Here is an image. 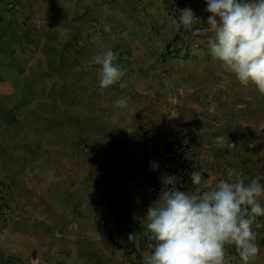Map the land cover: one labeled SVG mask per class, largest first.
<instances>
[{"label":"crops","instance_id":"crops-1","mask_svg":"<svg viewBox=\"0 0 264 264\" xmlns=\"http://www.w3.org/2000/svg\"><path fill=\"white\" fill-rule=\"evenodd\" d=\"M209 35L184 48L160 0H0V264H147L156 200L137 186L115 193L112 178L116 150L145 130L187 126L176 139L204 173L199 191L236 175L264 183V92L212 59ZM102 48L118 55L125 88L100 89ZM125 96L131 112L116 106ZM130 195L145 233L124 209ZM257 232L251 264H264Z\"/></svg>","mask_w":264,"mask_h":264},{"label":"clouds","instance_id":"clouds-1","mask_svg":"<svg viewBox=\"0 0 264 264\" xmlns=\"http://www.w3.org/2000/svg\"><path fill=\"white\" fill-rule=\"evenodd\" d=\"M209 14L204 22L190 8L179 10L172 23L193 35L210 33L206 44L209 55L232 73L241 85H253L264 92V0H204ZM118 55L110 48L94 57L99 66L100 89L119 83L126 73L116 62ZM116 106L131 112L130 97H121ZM117 115L113 122H117ZM150 168L158 167L154 162ZM192 185H200V172H191ZM203 191L174 189L161 192L148 207L145 219L151 253L147 264H230L226 246H234L240 264H251L261 252L258 218L264 217V183L259 179L245 182L214 178Z\"/></svg>","mask_w":264,"mask_h":264},{"label":"built area","instance_id":"built-area-1","mask_svg":"<svg viewBox=\"0 0 264 264\" xmlns=\"http://www.w3.org/2000/svg\"><path fill=\"white\" fill-rule=\"evenodd\" d=\"M164 6L165 13L173 19L178 18V11L190 7L205 25L207 12L204 0H160ZM15 9V4L9 5ZM178 29V28H177ZM183 40V47L192 51L201 49L206 33L199 36L193 35L191 31L183 28L178 29ZM187 126L184 124L174 126L166 134H158L148 130L143 131L139 139L138 147L120 148L116 150L117 173L113 180L115 193H120L130 182L135 181L138 185V194L142 200H157L161 192L179 189L183 191H199L200 185H192L191 172H200L202 179L203 171L196 167L189 159L191 152L189 145L177 140L176 137L185 132ZM154 162L157 168H150ZM1 218H10V211L4 209ZM154 244L152 241L150 245Z\"/></svg>","mask_w":264,"mask_h":264},{"label":"rangeland","instance_id":"rangeland-1","mask_svg":"<svg viewBox=\"0 0 264 264\" xmlns=\"http://www.w3.org/2000/svg\"><path fill=\"white\" fill-rule=\"evenodd\" d=\"M128 186H130L132 188H136V186H137V190H138V185L135 181L130 182L126 187H128ZM126 187H124V188H126ZM133 196L134 195H130V197L127 198V200L125 201V204H124V209L127 212V214L130 215V217L135 221L134 226H135V230H137L138 234H141L143 232L145 233L146 227L140 226V225H144L143 207H142L140 202H137V198H139V197H137V195H136L137 198L135 199ZM138 196H139V194H138ZM138 201H140V200H138ZM139 220H140V222L142 221V224L139 223Z\"/></svg>","mask_w":264,"mask_h":264},{"label":"trees","instance_id":"trees-1","mask_svg":"<svg viewBox=\"0 0 264 264\" xmlns=\"http://www.w3.org/2000/svg\"><path fill=\"white\" fill-rule=\"evenodd\" d=\"M116 173H117V166H116L115 172H114L113 175H112L113 180H114V178H115Z\"/></svg>","mask_w":264,"mask_h":264}]
</instances>
